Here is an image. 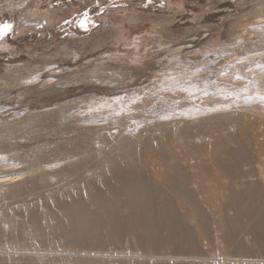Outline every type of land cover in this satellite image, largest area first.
<instances>
[{"label":"rangeland","instance_id":"rangeland-1","mask_svg":"<svg viewBox=\"0 0 264 264\" xmlns=\"http://www.w3.org/2000/svg\"><path fill=\"white\" fill-rule=\"evenodd\" d=\"M94 3L0 0V24L13 26L0 41V232L31 229L29 213L46 220L45 197L84 193L93 180L123 250L102 256L111 253L104 222L84 193L103 235L89 264H264V0H148L100 12ZM88 11L89 28L68 30ZM117 138L145 161L135 171L148 179V203L134 214L116 180L82 165ZM162 150L175 172L197 173L191 195L208 220L191 253L163 238L164 210L187 205L164 180ZM201 174L213 180L210 194ZM132 217L137 230L152 226L153 250L132 241ZM42 257L71 261L65 252Z\"/></svg>","mask_w":264,"mask_h":264},{"label":"bare ground","instance_id":"bare-ground-1","mask_svg":"<svg viewBox=\"0 0 264 264\" xmlns=\"http://www.w3.org/2000/svg\"><path fill=\"white\" fill-rule=\"evenodd\" d=\"M89 72L90 71H88V73ZM6 75L4 76V81L9 82L10 78L8 77L10 76L7 75L8 77H6ZM12 82L11 80L10 84ZM1 85L0 83V86ZM259 127V123L254 124V129H258ZM170 150H172V147H170ZM131 152L128 142L117 138L110 152L105 153L100 161L91 158V160L87 162H82V165L93 169L102 182L107 180L108 177L112 178V180H116L118 186L125 189L124 200L130 204L128 210L134 214L137 212L138 208L148 203L147 197L149 191L147 189L149 186L147 183L148 179L144 178L141 173L135 171L137 168L144 166L145 161L141 159V157L135 159ZM169 155L171 154L169 153ZM162 157L166 159L167 163L165 167L168 170V174L164 176V180L169 182L168 185L171 187L172 191L182 202H186L187 205V207H183V205L180 206V204L178 205L180 214H177L170 206L164 210L167 214L162 223L163 238L166 243L178 247L179 251L185 248L188 253H191L195 251L196 248L193 243V236L197 239H205L203 234L205 233L208 220L206 210H202L197 200L191 195V190H194L195 193L198 194V186L195 179L197 173L189 171L188 174H184L183 177L181 173L175 172L176 167L173 164V158L167 157V152L164 150H162ZM120 159L126 162L121 164ZM99 167L105 170H99ZM115 168L129 169L127 173L130 177H125L122 175L121 171L119 173H114L116 171ZM177 168H179V166ZM201 177L206 182L204 183L203 193L210 194V185L208 181L213 180H211L209 176L204 178L203 174H201ZM156 180L161 181L159 178ZM245 185L247 186L241 193V198L249 205L248 197L254 194V190L251 189V184ZM98 187V184L93 182V180H88L87 184L84 186V193H86L88 197L87 202L96 209L95 211L100 214L104 222L102 231L105 230L104 235L111 249H108V251L111 253L102 254V256H115L123 249L119 245V235L115 231L113 220L104 215L105 204L108 203L109 200H106L104 196L99 194ZM84 193L81 188H76L74 191H71L69 187H64L62 194L55 192L45 197V201L52 203L51 207L47 206L48 211L44 216L46 220L41 221L39 217L40 214L29 213L27 223L30 224L31 229L26 230L21 226H17L10 230L11 233H9V236L0 232V256L4 257L0 259V264H64L60 263L57 259L42 257L46 253L56 255L63 252H65L67 258L71 260L69 264H87L89 262L88 260L92 258L91 252L95 249H99L96 239L98 238L100 240L99 237L103 235L100 236L96 233L95 230L97 229L93 227V223L89 220L88 211L85 208L86 202L84 201ZM111 199L110 201L113 203V197ZM52 221L55 226L52 224ZM134 221L135 218L132 217V226L129 230L132 241L134 243L139 242L138 244H144L147 246V248H145L147 250H153L156 247V236L154 235L152 226L149 225L148 228L141 227L140 231L136 229L137 224L133 225ZM198 227L201 229V232ZM251 233L255 236L257 235L256 231H252ZM142 235H144L145 238L142 239ZM201 235L203 237H201ZM2 247L4 249H1ZM113 251H115V253ZM181 254H183L182 251ZM79 255H83L80 259H87L86 262L75 259L79 258L77 257Z\"/></svg>","mask_w":264,"mask_h":264},{"label":"flooded vegetation","instance_id":"flooded-vegetation-1","mask_svg":"<svg viewBox=\"0 0 264 264\" xmlns=\"http://www.w3.org/2000/svg\"><path fill=\"white\" fill-rule=\"evenodd\" d=\"M140 1H143L146 2L148 0H94V9L98 10L99 12L100 11H103L105 10L106 8H111V7H115L117 5H121V4H128L130 2H140ZM94 14V13H92ZM90 13L89 11L85 14V16L82 18V21H80L81 17L78 18V21L74 18L73 20H70L68 23H67V28L68 30L69 29H81V30H86L88 27L87 23L88 22H85V19H87L89 17ZM77 21V22H76ZM6 20H3L0 24L1 25H4L6 24Z\"/></svg>","mask_w":264,"mask_h":264},{"label":"water","instance_id":"water-1","mask_svg":"<svg viewBox=\"0 0 264 264\" xmlns=\"http://www.w3.org/2000/svg\"><path fill=\"white\" fill-rule=\"evenodd\" d=\"M5 26L7 27L5 28ZM12 29H13V26L11 22L1 25L0 26V41H2L3 38H5L9 33H11Z\"/></svg>","mask_w":264,"mask_h":264},{"label":"snow or ice","instance_id":"snow-or-ice-1","mask_svg":"<svg viewBox=\"0 0 264 264\" xmlns=\"http://www.w3.org/2000/svg\"><path fill=\"white\" fill-rule=\"evenodd\" d=\"M7 26H5V28H6Z\"/></svg>","mask_w":264,"mask_h":264}]
</instances>
